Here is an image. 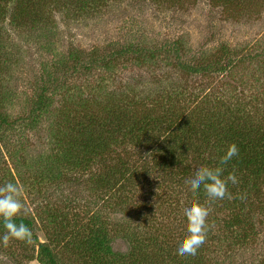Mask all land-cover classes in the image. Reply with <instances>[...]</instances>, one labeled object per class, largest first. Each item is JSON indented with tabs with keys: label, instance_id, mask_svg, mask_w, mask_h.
I'll return each mask as SVG.
<instances>
[{
	"label": "rangeland",
	"instance_id": "1",
	"mask_svg": "<svg viewBox=\"0 0 264 264\" xmlns=\"http://www.w3.org/2000/svg\"><path fill=\"white\" fill-rule=\"evenodd\" d=\"M64 1H47L33 27L0 24V116L8 122L0 130V185L21 186L24 209L17 218L30 220L36 237L30 245L0 246V264H40L37 243L55 235L50 247L58 264H264V186L261 200L251 194L234 211L218 200L204 203L205 243L195 256L175 248L185 230L182 206L194 199L188 175L222 155L213 140L182 149L184 163L172 166H155L154 147L132 137L88 169L66 156V149L77 150L68 141L79 138L83 117L115 135L116 117L124 115L141 120V135H172L153 132L151 122L173 107L263 120L264 0H94L83 10ZM246 55L257 57L242 59ZM227 56L240 60L225 75L181 70ZM118 162L136 172L122 199L114 195L107 205L95 176ZM96 237L100 248L84 258L83 248Z\"/></svg>",
	"mask_w": 264,
	"mask_h": 264
},
{
	"label": "trees",
	"instance_id": "2",
	"mask_svg": "<svg viewBox=\"0 0 264 264\" xmlns=\"http://www.w3.org/2000/svg\"><path fill=\"white\" fill-rule=\"evenodd\" d=\"M47 1H49L51 5H53V2H58V0H0V24L9 25L12 28H27V25L33 27L35 24L41 22L40 8L46 6ZM71 2L73 3L72 6L75 5L73 8L83 10L87 4H92L94 0L64 1V3ZM98 6L99 4H97V7ZM4 30L1 26V31L3 32ZM256 57L257 55H246L245 57L242 56V59L246 60L247 58V60H254ZM239 60L240 59L237 57L227 56V58H222L219 61L214 60L206 66H200L198 69H195L193 65L182 64L181 70L187 71L190 74L218 72L225 75L229 73L234 65L239 63ZM219 65L220 67H218ZM43 99L44 94L39 96L36 109L42 107ZM173 108L162 111L160 117H158L156 121L151 122L153 125L156 123L155 126H153V132L156 129H164V133L167 132L166 134L172 135H158L156 133V135H152L153 133L150 135H141L144 131L143 128H136V126L142 123L141 120L134 117V119H131L129 122L125 120L128 118V116L125 115L124 120L123 117H116L118 122L117 125H115V130H117L115 135L107 131L105 126L103 127L100 123L93 121L92 118L88 119V117H83L86 123L78 122L79 124L77 125L79 128V138L68 141V145L77 150H71L70 153L69 150L66 149V156L70 158V160L76 161V168L88 169L93 163V159H97L102 152L105 151V153H107L113 150L110 148L115 146L116 143H119L122 139L127 140L132 137L133 140L135 139V143H141L147 140L148 145L154 147L149 157L153 164L157 160L158 164L155 166L160 167L163 165L159 163H164V166L184 163L182 160L185 156L184 152L191 151L190 147L194 145L195 142L197 145H205L208 147L211 140H213V148H215L216 151L220 150L222 155L224 151H226L228 145L235 143L238 147L239 154L233 157L228 164L224 165V175L227 176L234 171L238 178V183H228V191L231 194V199L225 197L223 200L216 201V203L220 204L224 209L234 211L237 207H245L251 194L256 195L257 200H261L260 187L264 186V182L261 179L262 176H264V119L256 121L248 114H241L240 117L227 120L223 114H219L222 112H219L215 118L209 112L192 111L193 113L185 114L186 111L183 109L176 110ZM141 118H144V116ZM3 124H8L7 119L5 116H0V130ZM109 127H112L111 123ZM140 132L142 133L139 134ZM112 135L115 136L113 137ZM92 136H94V138ZM131 143H133V141ZM182 149H184V152L181 151ZM154 158L157 159L154 160ZM207 164L210 165L211 162ZM135 172L124 162H118L108 166L105 175L95 176L94 183L96 188L99 190V194L105 197L107 196V205L109 203L108 200H113L114 195L118 194L119 201L122 199L121 193L124 185L134 177ZM150 172L152 173V171ZM191 196L194 199H198L199 202H202L201 204L212 202L207 199L202 190L195 193L191 192ZM258 202L260 203L261 201ZM118 204H120V202ZM213 206L215 205L213 204ZM237 218L239 221V217ZM16 222H23L30 229L32 227L31 221L25 218H16ZM236 228L239 229L240 225H237L233 230L236 231ZM33 238L36 241V237ZM56 240L57 235L49 238L47 244L37 243V261L40 264H58V260L60 259L53 253L50 247L57 243ZM100 244V237H96L94 243L89 242V247L86 246L83 248V257H92L100 248ZM79 255L80 254L77 253L76 256ZM135 255L130 256V258H136ZM142 258L144 259L143 256ZM131 264L134 263L132 262ZM136 264L142 263L138 260Z\"/></svg>",
	"mask_w": 264,
	"mask_h": 264
},
{
	"label": "clouds",
	"instance_id": "3",
	"mask_svg": "<svg viewBox=\"0 0 264 264\" xmlns=\"http://www.w3.org/2000/svg\"><path fill=\"white\" fill-rule=\"evenodd\" d=\"M239 150L235 143L228 145L226 151L220 156L216 165L198 163L188 175L185 183L192 192L203 191L209 201L231 199L228 183H238L234 171L224 175V165L233 157L238 156ZM24 209L22 188L18 183L7 182L0 185V246L8 247L11 241L33 243L32 230L23 222L17 223ZM186 217L184 234L176 238L174 244L181 255L195 256L205 243L209 210L198 199H190L182 206Z\"/></svg>",
	"mask_w": 264,
	"mask_h": 264
}]
</instances>
